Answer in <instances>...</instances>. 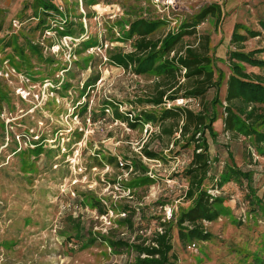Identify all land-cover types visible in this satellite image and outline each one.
Here are the masks:
<instances>
[{
	"label": "rangeland",
	"instance_id": "374dc122",
	"mask_svg": "<svg viewBox=\"0 0 264 264\" xmlns=\"http://www.w3.org/2000/svg\"><path fill=\"white\" fill-rule=\"evenodd\" d=\"M45 3L59 13L47 16ZM211 4L221 6V18L209 17L182 46L210 36L215 66L224 75L220 89L209 90L203 101L180 96L159 109L142 104L154 77L137 76L110 60L132 51V41L125 39L130 24L163 19L154 35L163 38ZM166 14L153 0H0V264H133L134 252L113 251L105 240L133 243L139 230L145 236L160 230L169 210L178 216L190 206L183 172L193 146L180 136L183 119L132 129L107 106L117 105L132 119L141 111L171 107L198 112L216 97V136H204L211 161L205 188L223 201L222 215L205 223L212 235L208 242L185 246L173 227L176 264H264V155L253 139L224 131L232 34L237 24L256 32L245 51L260 50L257 57L264 59V0H177L176 10ZM245 67L264 76V70ZM96 76V85L86 87ZM169 127L173 136L164 132ZM143 147L164 159H148ZM110 155L118 163L137 157L148 172L109 165L103 158ZM227 164L253 174L251 201L258 197L259 207L248 201L246 183L218 187ZM145 177L151 183L134 185ZM125 207L137 210L135 230L127 225Z\"/></svg>",
	"mask_w": 264,
	"mask_h": 264
},
{
	"label": "trees",
	"instance_id": "16d2710c",
	"mask_svg": "<svg viewBox=\"0 0 264 264\" xmlns=\"http://www.w3.org/2000/svg\"><path fill=\"white\" fill-rule=\"evenodd\" d=\"M44 13L50 16V11L59 13L52 4L45 3ZM222 10L219 4H211L201 9L199 13L182 23L177 33L169 32L163 38H155L159 26L165 21L162 20H138L130 24L126 40L132 41V51L128 53L118 52L110 56L111 62L125 71H130L137 76H153L154 85L152 92L141 103L159 109L167 103H172L181 96L185 100L203 101L206 94L211 89H220L224 79L223 72L215 66L216 58L211 51V38L203 35L195 44L182 46V41L186 36H196L197 29L209 17L221 18ZM264 29V22L261 23ZM245 31V35L240 31ZM63 33L68 36V32L63 27ZM71 34V32H69ZM256 32L250 30L243 24H237L234 28L231 43L235 50L228 51V64L231 74L227 80V93L225 97V118L224 131L237 137L243 136L253 139L255 150L259 155H264V132L260 127L264 126V76L248 73L245 65L264 70V59L257 55L260 50L251 52L245 51V43L249 36L256 37ZM70 36V35H69ZM216 69V70H215ZM185 71V73H183ZM216 73H218L216 77ZM99 80V76L90 77L86 80V87H94ZM216 97L211 104L203 103L198 112L181 107L163 108L160 111H141L134 118L131 114L119 112L117 105L108 104L107 107L114 108L115 118L127 123L135 129L139 125L148 123L161 124L164 122H176L184 120L179 128L182 138L189 137L188 147L193 146L192 160L184 170L183 177L188 183L186 199L190 202L187 209L182 210L178 216L174 214L170 221H162V218H154L162 221L159 224L161 230L154 231L150 236H145L139 230L135 241L131 243L125 239L105 240V243L113 251L128 250L135 253L133 264H176V257L173 253L172 229H178L179 238L183 245L189 246L194 242H208L212 235L207 230L205 223H213L220 219L223 201L214 198L205 188V182L209 179L211 161L209 158V146L207 139H204L206 132L216 136L214 124L218 117L212 109L219 104ZM105 113V112H103ZM97 120V116L93 117ZM164 132L173 136L172 127L165 128ZM142 154L151 160H163V156L158 152L143 147ZM103 160L109 165H116L120 168V163L115 156H106ZM124 166L121 169L129 171H140L143 176L148 169L137 157H123ZM215 180V179H214ZM217 185L219 188L234 182L241 186L246 183L249 188L248 201L250 204L261 205L258 197H253L251 201L253 174L244 172L233 164L224 167ZM139 183H151L150 178L145 177ZM134 186H129L133 188ZM101 215L108 212L99 202ZM124 214H128L127 225L135 230L132 222L137 210L131 207L123 209ZM139 226H137V229ZM142 235L140 236L139 235ZM75 238L81 240L79 234ZM88 239L86 242H92Z\"/></svg>",
	"mask_w": 264,
	"mask_h": 264
},
{
	"label": "built area",
	"instance_id": "2783aa9c",
	"mask_svg": "<svg viewBox=\"0 0 264 264\" xmlns=\"http://www.w3.org/2000/svg\"><path fill=\"white\" fill-rule=\"evenodd\" d=\"M153 3L160 13H162V14L167 13L166 15L168 18L170 17V12H172L173 10H176V8H177V0H153ZM183 73H185V71ZM170 105L171 104L169 103V106ZM120 166L123 167L124 163L120 162ZM187 190H188V188H187ZM187 190H186V192H187ZM186 192H185V195H186ZM209 194H210V192H209ZM211 195L215 196L214 193H212ZM173 216H174V214H172L171 210H169L167 212V219L164 218V221L172 220ZM193 246H195V245H193Z\"/></svg>",
	"mask_w": 264,
	"mask_h": 264
}]
</instances>
